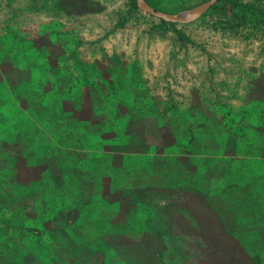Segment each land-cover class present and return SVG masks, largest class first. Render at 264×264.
<instances>
[{
	"label": "trees",
	"instance_id": "1",
	"mask_svg": "<svg viewBox=\"0 0 264 264\" xmlns=\"http://www.w3.org/2000/svg\"><path fill=\"white\" fill-rule=\"evenodd\" d=\"M51 42L38 50L41 64L34 79L13 85L0 78V145L23 134L30 119L37 130L50 123L60 130L59 143L46 144V155L38 159L46 177L37 180L32 170L24 176L33 184L24 186L20 175H0V264H89L97 253L99 264H264V200L257 190L264 183L249 173L247 159L233 157L244 158L250 150L264 157V113L255 115L257 143L248 131L235 135L223 120L200 109L175 117L135 71L118 61L102 71L101 92H94L92 81L82 83L69 58L53 60ZM27 50L22 47L20 55L29 62ZM11 53V48L0 51V59ZM48 70L55 74L44 82ZM83 134L91 146L79 163L74 149ZM16 145L26 157L27 146ZM159 148L188 155H178L180 166L173 168L165 156L153 153ZM53 149L56 155H48ZM0 153L7 159L0 169L10 164L13 171L19 155ZM226 154L233 155L224 163ZM140 156L152 162L150 170H139ZM222 166L224 181L215 172ZM101 169L109 174V194L103 191ZM152 176L161 179L160 186L146 182ZM90 207L102 223L97 227L85 219L80 227ZM26 230L36 244L13 243Z\"/></svg>",
	"mask_w": 264,
	"mask_h": 264
},
{
	"label": "rangeland",
	"instance_id": "2",
	"mask_svg": "<svg viewBox=\"0 0 264 264\" xmlns=\"http://www.w3.org/2000/svg\"><path fill=\"white\" fill-rule=\"evenodd\" d=\"M145 1L159 11L177 15L194 10L209 0ZM20 38L24 43L26 40L32 44L20 43ZM50 40L53 60L61 56L69 58L72 65L78 66L75 71L81 76V82L92 81L94 92H101L103 85L99 75L102 71L113 61H118L135 71L144 84L141 86L161 100L175 117H182L181 114L189 110L196 113L195 110L200 109L223 120L232 133L248 131L254 143L260 141L257 134L260 119L257 120L255 115L264 113V0H220L189 23L158 18L144 11L138 0H0V51L12 49L11 55L3 54L0 59V67L5 72L0 75L1 79L13 85L26 84L34 79L41 64L38 50L43 46L42 42ZM25 46L29 51L26 53L29 62L20 55ZM33 70L35 73L31 74ZM54 74L51 70L45 71L44 82L53 79ZM31 126V119L30 123L25 121L24 135L16 134L15 138H8L0 145L1 150L8 152L7 157L19 155L20 158H10L17 167L14 165L12 171L7 168L10 164L3 166L0 175H15L18 179L20 175L24 186L33 184L24 176L32 170L36 171L37 180L46 177L45 166L38 159L46 155L43 153L46 144L59 143L60 139V130L54 128L56 125L46 124L43 131ZM81 136L74 149L77 150L75 162L79 163H83V150L87 145L91 146L88 134ZM17 141L27 146L26 157L19 154ZM100 149L93 152L101 153ZM155 151V155L165 156L173 168L180 166L179 158L183 157L179 156L188 155L184 150L174 152V149L159 148ZM52 153L55 154V150L47 152L48 155ZM232 155H224L223 162H228ZM235 156L247 159L249 173L264 183L263 156L255 155L252 150L244 158ZM4 161L7 159L0 153V165ZM137 163L140 171L150 170L152 166V162L145 161L142 156ZM95 164L88 163L87 168H94ZM217 169L215 172H219L224 181L227 177L223 174L224 166ZM99 176L104 182L103 191L109 194V174L103 171ZM63 182L60 175L58 184ZM146 182L160 186L162 181L152 176ZM44 183L40 181L39 187L42 188ZM257 190L264 200V186H258ZM45 202L43 199L40 207H44ZM93 210L91 207L87 209L84 220L79 222L80 227L85 224V219L100 226L102 221L98 220V215L92 214ZM23 232L27 236L20 233L23 237L16 236L17 241L13 243L35 245V235L28 234L31 233L28 230ZM42 242L51 244L48 238H42ZM101 259L102 255L97 253L89 264H99ZM260 259L264 262V252Z\"/></svg>",
	"mask_w": 264,
	"mask_h": 264
},
{
	"label": "water",
	"instance_id": "3",
	"mask_svg": "<svg viewBox=\"0 0 264 264\" xmlns=\"http://www.w3.org/2000/svg\"><path fill=\"white\" fill-rule=\"evenodd\" d=\"M218 1L219 0H209L194 10L184 11V12H181L177 15H171V14H167V13H164L162 11H159V10L155 9L154 7L150 6L145 0H138V3H139V6L144 11H146V12H148V13H150V14L158 17V18H161V19H164L167 21H172V22L174 21V22H180V23H189V22H193V21L197 20L198 18H200L207 10H209L211 7H213ZM4 73L5 72L3 71V67H0V75L3 76ZM31 120H35V119H31ZM29 123H30V120H29ZM32 123H33V121H32ZM211 151H213V150H211ZM33 171H35V170H33Z\"/></svg>",
	"mask_w": 264,
	"mask_h": 264
}]
</instances>
